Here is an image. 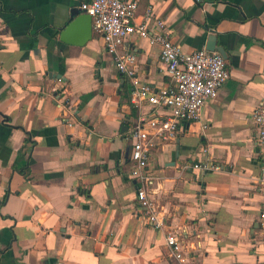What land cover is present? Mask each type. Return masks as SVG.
Returning <instances> with one entry per match:
<instances>
[{"label":"crops","instance_id":"0c3cea01","mask_svg":"<svg viewBox=\"0 0 264 264\" xmlns=\"http://www.w3.org/2000/svg\"><path fill=\"white\" fill-rule=\"evenodd\" d=\"M86 1L0 0V264H173L168 229L196 264H264L252 118L264 101V0H139L137 20L151 8L184 53L213 33L228 71L201 120L152 152L148 187L164 230L140 211L131 174L130 126L150 107L131 104V80L93 28L84 44L79 29L60 41ZM123 49L140 81L169 82L157 45L133 35Z\"/></svg>","mask_w":264,"mask_h":264},{"label":"built area","instance_id":"2783aa9c","mask_svg":"<svg viewBox=\"0 0 264 264\" xmlns=\"http://www.w3.org/2000/svg\"><path fill=\"white\" fill-rule=\"evenodd\" d=\"M139 0H89L82 2L80 10L90 16L92 28L102 36L105 52L112 56L117 72L131 80L133 89L130 102L135 107L148 105L149 110L137 117L130 126L131 174L137 180L136 202L146 221L156 230H164L165 215L151 197L152 181L148 173L154 149L177 139L182 123L199 122L206 103L215 97L217 90L228 80L224 58L216 51L206 49L184 53L172 43L165 23L153 18L147 8L138 21ZM153 20L156 31L148 28ZM136 35L159 47V58L169 82L159 88L139 80L136 56L125 52V41ZM256 127V141L264 156V101L252 113ZM204 127V125H203ZM194 169L216 171V165L194 163ZM257 189L264 195V174L257 182ZM165 255L173 264H196L193 247L176 230H166Z\"/></svg>","mask_w":264,"mask_h":264},{"label":"water","instance_id":"95a60500","mask_svg":"<svg viewBox=\"0 0 264 264\" xmlns=\"http://www.w3.org/2000/svg\"><path fill=\"white\" fill-rule=\"evenodd\" d=\"M74 15H76V17L73 18L64 28V30L61 32L60 41H65L64 37L76 31V29H79L83 34V44H84L86 41H88L91 38V32H92V21L90 19L91 17L84 13L82 14L77 13ZM205 49L206 51H216L223 58L226 57V53L224 49L216 45V37L211 32H209V35L207 36Z\"/></svg>","mask_w":264,"mask_h":264}]
</instances>
